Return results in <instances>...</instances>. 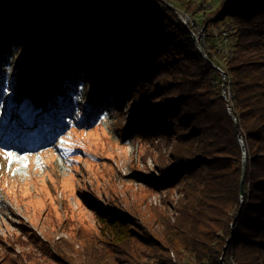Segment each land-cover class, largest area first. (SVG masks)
<instances>
[{
  "label": "trees",
  "instance_id": "1",
  "mask_svg": "<svg viewBox=\"0 0 264 264\" xmlns=\"http://www.w3.org/2000/svg\"><path fill=\"white\" fill-rule=\"evenodd\" d=\"M170 1L182 13L199 11L190 2ZM86 2L0 0V101L13 60L35 47L23 67L19 123L30 114L45 144L66 122L81 118L92 125L98 103L112 114L129 104L126 113L142 137L158 139L164 151L157 159L159 178L147 184L168 193L178 188L180 197L177 220L166 222L162 233L116 207L98 212V234H83L79 264H192L182 252L193 264H220L223 250L224 264H264V0H220L198 18L204 32L212 25L219 36L223 25L230 29V55L198 37L208 60L168 5L92 0L91 11ZM210 62L229 77L230 112ZM37 68L43 79L54 77L35 106ZM14 129L6 125L9 134L0 145L8 146L10 133L21 135ZM0 264L15 259L5 256Z\"/></svg>",
  "mask_w": 264,
  "mask_h": 264
},
{
  "label": "rangeland",
  "instance_id": "2",
  "mask_svg": "<svg viewBox=\"0 0 264 264\" xmlns=\"http://www.w3.org/2000/svg\"><path fill=\"white\" fill-rule=\"evenodd\" d=\"M90 1L85 6H92L89 9L93 11ZM155 1L180 12L170 0ZM184 1L199 9L195 16L186 14L198 37L207 45L215 43L229 50L232 43L218 35L219 26L212 25L204 32L198 19L216 10L220 0ZM226 27L222 26L224 31ZM34 48L29 46L13 60L5 96L0 101V140L9 134L5 127L11 122L16 128L13 132L21 133H10L8 146L0 145V261L6 256L15 259V264H79L83 234H98L97 213L108 207L127 213L154 234L162 233L166 222L177 220L178 188L168 193L147 184V179L159 178L157 159L164 151L158 139L142 137L140 127L126 113L129 104L120 105L112 114L107 104L98 103L95 114L99 115L92 125L85 126L81 118L66 122L45 144L35 133L36 122L30 114L19 123L23 67ZM61 59L57 57L56 62ZM40 69L34 72L33 79L35 106L42 86L54 77L43 79ZM220 79L219 76L216 83ZM19 137L29 144H19ZM9 151L13 153L11 164L4 155ZM197 230L203 233L205 229ZM180 257L194 263L189 253L182 252ZM171 258L175 260V255L171 254Z\"/></svg>",
  "mask_w": 264,
  "mask_h": 264
},
{
  "label": "bare ground",
  "instance_id": "3",
  "mask_svg": "<svg viewBox=\"0 0 264 264\" xmlns=\"http://www.w3.org/2000/svg\"><path fill=\"white\" fill-rule=\"evenodd\" d=\"M173 12L175 14H178L177 11H173ZM179 14L186 15L185 13H182V12H179ZM184 21L187 22V26H188V22H189L188 18H184ZM229 30L230 29L228 27H226L225 31L222 33L223 36L225 37L224 40L227 43L228 42L230 43V38L228 37ZM197 39H198V35H197ZM227 53L230 55L231 49L227 50ZM210 65L212 66V68H214L218 72V74H219V76L221 78L220 80L224 81V85L222 86V84H221V97L227 103V110L230 112L229 103H230V101L232 99V93L230 91V80H229V77H228V75L224 72V70L221 67L217 66L213 62ZM233 120H235V119L233 118ZM239 142L242 145V142H241L240 139H239Z\"/></svg>",
  "mask_w": 264,
  "mask_h": 264
},
{
  "label": "water",
  "instance_id": "4",
  "mask_svg": "<svg viewBox=\"0 0 264 264\" xmlns=\"http://www.w3.org/2000/svg\"><path fill=\"white\" fill-rule=\"evenodd\" d=\"M183 24L185 25V27L189 30L188 26H187V22H183ZM190 31V30H189ZM192 35V40L194 45L196 46L197 50L199 51V53L202 55L203 58L207 59V56L205 54V51L202 49L198 39H197V35L195 34H191ZM208 60V59H207ZM210 64H212V62H210ZM244 156V155H243ZM244 171H245V164H244V159H243V163H242V177H241V181H240V196L243 197L245 194L244 188H243V176H244ZM223 257H224V250L220 259V262L222 264L223 262Z\"/></svg>",
  "mask_w": 264,
  "mask_h": 264
},
{
  "label": "built area",
  "instance_id": "5",
  "mask_svg": "<svg viewBox=\"0 0 264 264\" xmlns=\"http://www.w3.org/2000/svg\"><path fill=\"white\" fill-rule=\"evenodd\" d=\"M177 15H178L179 19H180L182 22H184V18H188L187 15H181V14H177ZM189 30H190V29H189ZM190 32H191V34H195L192 30H190ZM195 35H198V34L196 33ZM221 84H222V86H223V85H224V81L221 80Z\"/></svg>",
  "mask_w": 264,
  "mask_h": 264
},
{
  "label": "snow or ice",
  "instance_id": "6",
  "mask_svg": "<svg viewBox=\"0 0 264 264\" xmlns=\"http://www.w3.org/2000/svg\"><path fill=\"white\" fill-rule=\"evenodd\" d=\"M4 155H5L6 157H8V159H9V164H11V158H12L13 153L9 151V152H5Z\"/></svg>",
  "mask_w": 264,
  "mask_h": 264
}]
</instances>
